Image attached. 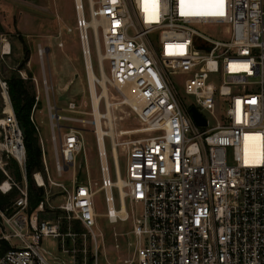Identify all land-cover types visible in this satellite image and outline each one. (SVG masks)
Returning a JSON list of instances; mask_svg holds the SVG:
<instances>
[{
    "label": "built area",
    "instance_id": "2783aa9c",
    "mask_svg": "<svg viewBox=\"0 0 264 264\" xmlns=\"http://www.w3.org/2000/svg\"><path fill=\"white\" fill-rule=\"evenodd\" d=\"M74 1L84 55L91 34L96 41V20L109 81L119 89L130 87L136 96L137 104L128 105L144 126L135 130L155 134L113 141V148L126 146L122 187L116 186L109 164L99 155L106 216L111 223L132 219L136 239L131 257L118 262L105 257L104 264H264V0H87L89 17L84 0ZM217 12L222 14H211ZM199 27L220 31L222 37H209ZM2 53H11L9 42ZM45 54L39 44L44 94L50 100L53 84ZM176 73L186 76L183 88L195 104L182 98L172 76ZM32 78L39 87L38 79ZM0 85L7 100L0 119V168L7 177L0 189L19 190L18 213L7 216L0 211L3 223L12 228L0 239L20 242L0 256V264H102L90 180L67 191L59 206L62 216L39 220L35 213L24 214L29 205L27 182L14 181L2 156L13 158L26 180L25 136L8 81L0 79ZM123 96L125 103L126 93ZM192 107L205 124L196 122ZM203 111L215 118V124ZM49 113L54 141L56 120L64 117L51 105ZM31 120L39 131L34 112ZM40 143L48 169L42 137ZM53 147L62 173L74 165L82 149L81 131L70 128ZM113 159L118 180L119 161L114 155ZM34 177L39 185L45 184L41 172ZM113 187L119 189L118 211L124 202L126 209L130 203L125 216L110 211V204L115 206ZM43 209L41 201L36 210ZM48 238L57 241L62 256L46 253L43 242Z\"/></svg>",
    "mask_w": 264,
    "mask_h": 264
},
{
    "label": "rangeland",
    "instance_id": "374dc122",
    "mask_svg": "<svg viewBox=\"0 0 264 264\" xmlns=\"http://www.w3.org/2000/svg\"><path fill=\"white\" fill-rule=\"evenodd\" d=\"M84 7L85 14L89 17L87 0H84ZM76 23L77 12L74 0H0V79L8 81L11 77L19 76L27 82L26 84L31 94L35 96L31 115L34 112L35 122L39 128V131L36 128L39 144L41 145L40 139L42 137L46 148L48 169L42 163V167L35 169L32 173V180L35 186L44 189V209L39 211L33 209L30 211L29 204L24 210V214L31 216L35 213L38 215L39 220L52 218L54 215L62 216L63 212L59 209V206L63 203L67 191L72 190L77 184L86 183L90 180L95 192L97 213V228H95V231L99 234L98 241L102 245L101 263L104 264L106 262L105 257L110 261L118 262L120 259L131 257L134 254L136 239L131 232L133 229L132 219L126 221L118 220L111 223L106 216L108 203L105 199V189L102 188L101 159L96 134L97 127H95L93 122L95 120V111L91 97V83L87 77V57L83 52ZM69 28H72V31H69ZM199 29L205 35L214 39H221L222 37L220 31L205 27H199ZM97 31L100 52L98 43L91 34V55L89 60L96 74L94 87L99 99V111L101 115L106 116L102 117L103 129L109 131L110 127H112L114 133L113 136L105 137V144L112 178L117 182L113 159V141L124 142L155 134L137 132L138 130H135L142 128L144 124L131 107L123 102V94L126 93V90L123 91V88H117L109 81V63L103 57L101 27L98 26ZM59 32L63 33V35L56 37ZM45 35H54L51 53L48 59L45 54L44 61L47 74L49 75V65L51 71L54 72V95L52 88L50 90V100L44 94L42 62L38 55L39 44L46 45ZM6 42L11 45L10 54L2 53L3 44ZM59 42L63 45H59ZM21 71L26 78L22 76ZM31 72L37 76L39 87L34 78H32L35 76ZM172 76L184 101L187 104H195L194 96L186 94L183 88L186 76L180 73L172 74ZM39 88L40 93L38 91ZM105 89L109 92L108 101L110 106L106 101L107 96L103 95ZM129 89L131 92L130 87L127 91ZM39 94L40 98L37 100L36 96ZM50 105L55 113L64 117L59 121L56 120L54 141L50 125ZM108 110H111L110 117H107ZM6 111L7 100L0 85V119L5 115ZM203 113L209 118L210 124H215V118L212 115L207 111H203ZM70 128H77L81 131L82 149L77 154L74 165L60 173L56 167L53 146L54 144L60 145L65 133ZM117 150L120 174L123 180L126 167V146H120ZM2 157L5 162V169L14 181L19 185H24L27 182L28 185L27 174L26 180L24 176L22 179H18L13 158L7 155ZM38 172H41L44 177V185H39L35 180L34 174ZM2 173L0 184L7 177L3 171ZM112 191L115 197L114 205L118 209L120 205L119 189L118 187H113ZM0 192L8 195L12 194L8 207L0 211L7 216L18 213L19 209L15 202L19 197V190L15 187L7 193L2 192L1 189ZM127 209L131 210L129 202H127ZM141 210V206H137V211L141 212ZM2 232L11 233L12 228L8 224L5 225L3 223L0 215V236ZM1 240L0 250L2 249ZM7 241L10 246L12 244H20L19 240L15 238ZM66 243L68 246L72 245L70 239H66ZM43 247L49 256L50 254L63 255L59 253L57 241L53 238L45 239ZM89 247L90 243L88 244Z\"/></svg>",
    "mask_w": 264,
    "mask_h": 264
},
{
    "label": "trees",
    "instance_id": "16d2710c",
    "mask_svg": "<svg viewBox=\"0 0 264 264\" xmlns=\"http://www.w3.org/2000/svg\"><path fill=\"white\" fill-rule=\"evenodd\" d=\"M29 57V55H28ZM27 82L19 77H11L8 79L9 92L14 106V110L20 125L24 130L25 144L27 149V166L26 174L28 178V193H29V204L30 211L36 209L41 201H44V189L35 186L32 180V173L35 169L42 167V150L39 144V138L34 123L31 120V112L35 103V96L31 94ZM18 179L23 178L22 171L18 163L13 159ZM3 175L0 169V178ZM15 188V187H14ZM13 188V189H14ZM12 195V194H11ZM11 195L3 194L0 192V210H5L8 207ZM78 230V226H75ZM0 256L11 248L7 240H1Z\"/></svg>",
    "mask_w": 264,
    "mask_h": 264
},
{
    "label": "bare ground",
    "instance_id": "6f19581e",
    "mask_svg": "<svg viewBox=\"0 0 264 264\" xmlns=\"http://www.w3.org/2000/svg\"><path fill=\"white\" fill-rule=\"evenodd\" d=\"M79 4H81V0H79ZM82 13H83V11H82V9H80V14L82 15ZM98 26H99V22L98 21L96 22V20H93L92 27L94 28V31L96 34V42L97 43L99 42L98 31H97ZM69 31H72V28H69ZM59 45L62 46L63 44L60 43ZM6 48H8V43L6 44ZM84 48H85V56L87 57V77L89 78L90 83H91V97L93 99V105H94V111H95V120L93 122H94L95 127H97L96 134H97V141H98V145H99V154L102 157L103 163L106 165L109 163H108V155H107L106 144H105V135L109 134V135L113 136L114 133H113L112 127H110V130L107 131L108 133L103 129L102 117H104L105 115H101V112L99 111V99L97 97V93H96V90L94 87V80H96V74H95V71L92 67L90 60H89V56L91 55V49H90L87 41H85V43H84ZM122 90L123 91L126 90L125 91L126 92V96H125L126 102L125 103H127V104L130 103L133 105L137 104L136 96L131 93L132 91L130 92V89H129V91H127L128 89H124V88ZM107 91L108 90L105 89L103 95L107 96L106 101L108 102V105H109V103H110L108 101L109 92H107ZM110 112H111V110L110 111L108 110L107 117H110ZM113 155L117 159V162H118L119 161V154H118L117 148H113ZM37 177H38L39 182H41V184H42L43 179L39 175ZM122 181H123L122 177L119 175L116 186L122 187ZM109 207H110V211L112 212V214L119 212L121 215L125 216L127 213L125 202H124L122 209L120 211H118L115 208V206H113V204H110ZM105 252H106V249H105Z\"/></svg>",
    "mask_w": 264,
    "mask_h": 264
},
{
    "label": "crops",
    "instance_id": "0c3cea01",
    "mask_svg": "<svg viewBox=\"0 0 264 264\" xmlns=\"http://www.w3.org/2000/svg\"><path fill=\"white\" fill-rule=\"evenodd\" d=\"M61 35H63V33L59 32V34L56 37L61 36ZM45 38H46L47 41H46V45L44 47L46 48V55H47V59H48L49 58V54L51 53L52 43H54V35H45ZM29 66H30V64H29ZM34 76L37 78L36 75H34ZM49 76H50V79H51L52 84H53V95H54V72L51 71L50 65H49Z\"/></svg>",
    "mask_w": 264,
    "mask_h": 264
},
{
    "label": "water",
    "instance_id": "95a60500",
    "mask_svg": "<svg viewBox=\"0 0 264 264\" xmlns=\"http://www.w3.org/2000/svg\"><path fill=\"white\" fill-rule=\"evenodd\" d=\"M191 111H192L193 116H194V118L198 124L203 125L206 123V120L201 116L200 112L195 107H192ZM23 132H24V130H23Z\"/></svg>",
    "mask_w": 264,
    "mask_h": 264
},
{
    "label": "snow or ice",
    "instance_id": "6c2138e0",
    "mask_svg": "<svg viewBox=\"0 0 264 264\" xmlns=\"http://www.w3.org/2000/svg\"><path fill=\"white\" fill-rule=\"evenodd\" d=\"M211 14H222V13L217 12V13H211Z\"/></svg>",
    "mask_w": 264,
    "mask_h": 264
}]
</instances>
